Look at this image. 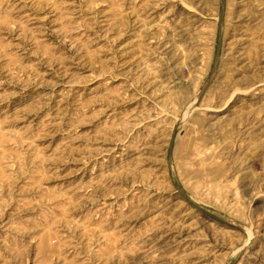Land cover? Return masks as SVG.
<instances>
[{
  "label": "rangeland",
  "instance_id": "1",
  "mask_svg": "<svg viewBox=\"0 0 264 264\" xmlns=\"http://www.w3.org/2000/svg\"><path fill=\"white\" fill-rule=\"evenodd\" d=\"M0 264H264V0H0Z\"/></svg>",
  "mask_w": 264,
  "mask_h": 264
}]
</instances>
